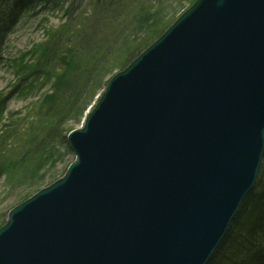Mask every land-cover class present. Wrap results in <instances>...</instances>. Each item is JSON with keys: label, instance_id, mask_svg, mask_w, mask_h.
I'll use <instances>...</instances> for the list:
<instances>
[{"label": "water", "instance_id": "1", "mask_svg": "<svg viewBox=\"0 0 264 264\" xmlns=\"http://www.w3.org/2000/svg\"><path fill=\"white\" fill-rule=\"evenodd\" d=\"M0 264H207L264 156V0H197L67 135Z\"/></svg>", "mask_w": 264, "mask_h": 264}, {"label": "rangeland", "instance_id": "2", "mask_svg": "<svg viewBox=\"0 0 264 264\" xmlns=\"http://www.w3.org/2000/svg\"><path fill=\"white\" fill-rule=\"evenodd\" d=\"M196 1L152 0L151 6L144 13L155 17L149 18L154 22L150 24V28L154 32L159 29L161 31L159 35H162ZM142 3L144 7L149 5L146 0H142ZM85 4L84 1V4L75 8L72 14H66L60 8L42 10L41 7L36 6L20 16L17 25L4 40L0 53V94L4 96V102L0 107V164H3L5 171L0 177V228L8 222V215L12 209L38 191L62 179L74 160V154L68 147L66 137L62 139L58 131L52 132V128L47 125L49 115L42 112L56 111V109L45 111L46 105H53L60 99L74 98L75 109L60 122L59 129L60 131L64 128H69L71 131L80 129L84 124L86 113L97 103L108 81L121 72L114 70V73H108L100 81L91 80L80 93H75L74 86L65 87L63 77L56 80L53 77L42 80L41 74L40 76L36 73L30 74L28 70L24 72L36 62L37 54L42 52L41 45L47 42L48 34L54 32L69 18L79 21L82 17L80 15H88ZM108 20L107 18L106 23L99 26L96 32L75 41L77 46L73 39L66 40L68 42L59 47L58 57L47 60L53 72L59 74L61 68H64L61 62L63 56L86 58L96 51V56L97 54L100 56L97 71L101 69L99 67H108L109 59L120 57V50L123 53V48L118 40L122 29L120 27L119 30L109 32ZM119 23L123 25L122 22ZM124 32L127 34V31ZM139 36L142 37L143 34ZM113 38L117 41L113 45H108ZM157 39L158 37L153 42ZM70 49L72 52H69ZM20 64L21 68H19ZM36 67L37 70L43 69L40 64ZM41 115L46 123L40 121ZM46 126L49 133L41 137ZM35 134H38L36 140L33 139Z\"/></svg>", "mask_w": 264, "mask_h": 264}, {"label": "trees", "instance_id": "3", "mask_svg": "<svg viewBox=\"0 0 264 264\" xmlns=\"http://www.w3.org/2000/svg\"><path fill=\"white\" fill-rule=\"evenodd\" d=\"M84 1L86 2L85 6L88 8V15H80L82 17L79 18V21H73L69 18L65 23L59 25L54 32L48 34L47 42L42 43V52L37 54L36 62L24 72L28 70L30 74L36 73L38 76L41 74L43 75L42 80L51 77L56 80L63 77L65 87L74 86L75 93H80L84 87L90 84L91 80L100 81L108 73H114V70H124L161 35H159L161 33L159 29L154 32L150 28V24L154 22L149 18L153 19L155 17L144 13L151 6L152 0H146L149 5L145 7L142 0H0V53L6 36L17 25L20 16L24 12L39 6L42 10L60 8L66 14H72L75 8L77 9L81 4H84ZM107 18L110 24L109 32L119 30L120 27L122 29L121 37L118 40L123 48V53L120 50V57L109 59L108 67H99L101 69L97 71L100 56L98 54L96 56V51L86 56V58L76 59L63 56L61 62L64 68H61L59 74H55L47 60L58 57L59 47L68 42L66 40L69 38L73 39L72 41L75 43V41L90 33L96 32L99 26L106 23ZM119 22H122L123 25ZM124 31H127V34ZM139 34H143V36L141 37ZM116 41L113 38L108 45H113ZM75 44L77 46V43ZM70 50L69 52H72V49ZM39 64L43 66V69L37 70L36 66ZM21 67L20 64L19 68ZM43 70H46V72ZM3 97L0 94V107L4 102ZM73 102L74 98L60 99L53 105L47 104L45 107V111L56 109L59 112H42L49 115L47 123L49 128H52V132L58 131V135L62 139L71 130L64 128L60 131V122L67 118L70 112L74 111ZM40 121L45 122L42 115ZM48 130L46 126L40 136L49 133ZM37 136L38 134L33 135V139L36 140ZM4 171L3 164H0V177ZM207 264H264V156L253 189L242 201L227 234Z\"/></svg>", "mask_w": 264, "mask_h": 264}, {"label": "bare ground", "instance_id": "4", "mask_svg": "<svg viewBox=\"0 0 264 264\" xmlns=\"http://www.w3.org/2000/svg\"><path fill=\"white\" fill-rule=\"evenodd\" d=\"M102 94H103V93H102ZM102 94L98 97V100L101 98ZM94 106H95V105H94ZM94 106H92V107L89 109L88 113H86V118L90 115V113L92 112ZM86 118H85V120H86ZM84 122H85V121H84ZM82 128H83V126L81 127V129H82ZM210 260H211V259H210Z\"/></svg>", "mask_w": 264, "mask_h": 264}]
</instances>
